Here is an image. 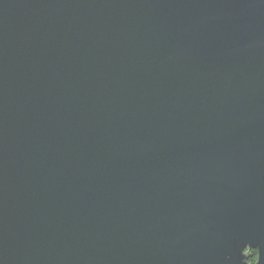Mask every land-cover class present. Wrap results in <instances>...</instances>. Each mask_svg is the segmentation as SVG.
<instances>
[{"label":"water","instance_id":"1","mask_svg":"<svg viewBox=\"0 0 264 264\" xmlns=\"http://www.w3.org/2000/svg\"><path fill=\"white\" fill-rule=\"evenodd\" d=\"M264 264V0H0V264Z\"/></svg>","mask_w":264,"mask_h":264},{"label":"trees","instance_id":"2","mask_svg":"<svg viewBox=\"0 0 264 264\" xmlns=\"http://www.w3.org/2000/svg\"><path fill=\"white\" fill-rule=\"evenodd\" d=\"M258 260V253L256 250L248 252V262L250 264H255Z\"/></svg>","mask_w":264,"mask_h":264}]
</instances>
